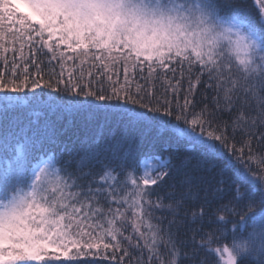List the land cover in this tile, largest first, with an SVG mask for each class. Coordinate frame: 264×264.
<instances>
[{
    "label": "snow or ice",
    "instance_id": "6c2138e0",
    "mask_svg": "<svg viewBox=\"0 0 264 264\" xmlns=\"http://www.w3.org/2000/svg\"><path fill=\"white\" fill-rule=\"evenodd\" d=\"M255 3L259 23L240 0H0V264H264ZM65 114L170 128L195 151L139 156L103 125L64 141Z\"/></svg>",
    "mask_w": 264,
    "mask_h": 264
},
{
    "label": "trees",
    "instance_id": "16d2710c",
    "mask_svg": "<svg viewBox=\"0 0 264 264\" xmlns=\"http://www.w3.org/2000/svg\"><path fill=\"white\" fill-rule=\"evenodd\" d=\"M240 2L244 3L248 12V16L253 21L259 23L260 22V12L258 7L255 3V0H240ZM71 54V53H69ZM39 56V53L37 54ZM47 57H41V59H46ZM72 62H69V66H71ZM47 71V69H45ZM0 71H5L4 68L0 67ZM30 71H34V69L30 68ZM122 78V76H121ZM137 80L143 84L144 81L139 80V76H137ZM199 93V90H198ZM211 95V94H210ZM33 112L37 113V115H32L31 119L34 121H39L41 124L45 122L47 117L44 116L43 113L40 112L39 108H35L32 110ZM24 123L27 121L21 117ZM227 119V116H225ZM58 125L61 129H64V134L61 137L64 141H71L75 140L77 137L84 138L87 134L95 131L100 126L103 125L104 131L107 134L111 132L115 136H123L126 140L130 142H134L139 146V156H143L145 152L158 154L161 156H186L194 154V149L190 150L183 138L178 137L170 128H166L161 130L157 127H152L151 129H147L145 127H133L128 126L123 123H116L115 121H109L106 125L104 124L103 117H93L89 118L86 114L82 115H68L65 114L61 116L58 120ZM168 146V151H163L164 146ZM175 149V151H173ZM138 156V160H139ZM67 158V154H65ZM147 158L145 157L141 163ZM219 166V160L214 161ZM210 183L208 185L209 192L215 187L216 180H219L221 177L216 174V170L214 169L212 172L207 173ZM233 176L232 171H226L223 174V179L225 180V184H229L231 182V178ZM166 189L161 190V194L164 193ZM203 194V193H201ZM232 196V192H228L225 194V197L221 201H217L213 204V207H216L219 203H226L228 199ZM157 215H165V213L158 212ZM215 226V225H214ZM199 239V237H197ZM231 237H229V240ZM192 245L189 244L188 247L185 249L186 251H190ZM206 254L201 250L199 253L200 257L205 256ZM199 259V257H198ZM209 264H215L216 257L215 256H208ZM89 264H92L89 261ZM94 264H110V262L106 259H97ZM182 264H192V261L185 260Z\"/></svg>",
    "mask_w": 264,
    "mask_h": 264
},
{
    "label": "rangeland",
    "instance_id": "374dc122",
    "mask_svg": "<svg viewBox=\"0 0 264 264\" xmlns=\"http://www.w3.org/2000/svg\"><path fill=\"white\" fill-rule=\"evenodd\" d=\"M152 163H155V161L152 158H147L143 161L142 167L150 166Z\"/></svg>",
    "mask_w": 264,
    "mask_h": 264
}]
</instances>
